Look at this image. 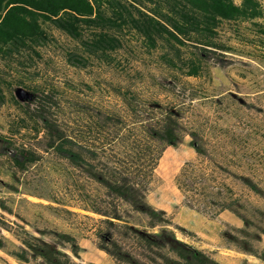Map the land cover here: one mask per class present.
<instances>
[{
    "label": "trees",
    "instance_id": "16d2710c",
    "mask_svg": "<svg viewBox=\"0 0 264 264\" xmlns=\"http://www.w3.org/2000/svg\"><path fill=\"white\" fill-rule=\"evenodd\" d=\"M239 1L0 0V110L15 111L0 151V253L16 264H79L78 239L61 227L85 220L115 264H220L180 241L175 231L188 232L149 196L165 151L189 137L198 161L176 179L184 205L212 218L234 214L242 235L253 226L240 211L256 210L229 181L264 197L254 182L264 169V119H252L245 100L188 81L211 78V55L237 53L220 40L224 22L249 24L238 43L264 55V4ZM130 41L166 74L124 68ZM57 49L73 69L109 71L64 94L42 68ZM43 189L47 196L35 192ZM239 249L264 260L250 242Z\"/></svg>",
    "mask_w": 264,
    "mask_h": 264
},
{
    "label": "rangeland",
    "instance_id": "374dc122",
    "mask_svg": "<svg viewBox=\"0 0 264 264\" xmlns=\"http://www.w3.org/2000/svg\"><path fill=\"white\" fill-rule=\"evenodd\" d=\"M240 4L239 0H235ZM264 4V0H258ZM249 24H236L224 22L220 29V40L226 45L234 48L236 54L218 53L217 56L211 55L207 61L210 79L205 81L188 80L197 87H202L204 94L209 96L232 94L248 104L254 106V112L251 114L252 119L261 123L264 119L263 114L257 113L258 110L264 109V55L256 49H251L246 45L238 43L239 32L245 33L249 29ZM250 36V35H248ZM56 37L64 48L73 47L64 36L56 33ZM131 42V41H130ZM62 48V47H61ZM125 55L122 59L124 68L130 70H151L157 74H166V70L158 64L157 56H150L140 45L132 41L123 51ZM122 52V53H123ZM249 55L255 58L254 61L241 57ZM61 49L51 51L47 55L48 67H42L44 77L47 78V84H52L64 94H71L76 91L73 88H80L83 84H90L91 77L96 75H105L107 70L89 69L79 71L67 66L62 58ZM42 82V81H41ZM15 95L18 99L25 102L29 99V93L23 89H17ZM210 99V98H209ZM213 99V98H212ZM15 111L12 107L6 106L0 110V151L3 148L2 138L8 136V124ZM190 138L187 137L178 148H169L163 154L159 166L156 170L157 182L149 196V202L158 210L166 212L173 218L177 227L183 228L188 235H183L180 231H175L178 239L189 245L202 247L205 253L210 255L220 264H264V260L254 257L239 249L241 242H250L258 252L264 251V236L261 231L264 229V197L250 193L240 181H229L236 196L243 198L249 203L251 208L256 211L241 210L240 214L247 218L253 226L245 229L247 235H242L239 230L246 226L244 222L230 212H225L218 218H212L208 214L198 213L184 205V198L176 185V179L186 163L197 162V155L189 145ZM257 175H254L255 183L264 190V169H258ZM0 180L7 182V179L0 174ZM38 192L44 196L48 195L47 190L43 189ZM0 192V196H1ZM30 202L39 203L36 198H28ZM44 203V202H43ZM96 218V217H95ZM53 219V218H52ZM54 222V220H52ZM83 223L82 225L80 223ZM77 224L75 228L68 227L57 223L64 230H69L74 234L82 248L80 260L75 261L79 264H115V262L100 251L97 247L93 227L91 223L85 220L71 222ZM0 257L7 260V264H16L6 258L2 253ZM0 264H5L0 262Z\"/></svg>",
    "mask_w": 264,
    "mask_h": 264
},
{
    "label": "crops",
    "instance_id": "0c3cea01",
    "mask_svg": "<svg viewBox=\"0 0 264 264\" xmlns=\"http://www.w3.org/2000/svg\"><path fill=\"white\" fill-rule=\"evenodd\" d=\"M195 246H196V248H198V249H200V250H204L202 247H198L197 244H196Z\"/></svg>",
    "mask_w": 264,
    "mask_h": 264
}]
</instances>
